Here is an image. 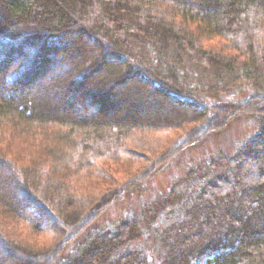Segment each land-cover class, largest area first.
<instances>
[{"label":"trees","instance_id":"obj_1","mask_svg":"<svg viewBox=\"0 0 264 264\" xmlns=\"http://www.w3.org/2000/svg\"><path fill=\"white\" fill-rule=\"evenodd\" d=\"M263 30L264 0H0V264H152L129 248L139 222L92 226L166 160L78 185L133 165L137 139L191 126L173 155L235 117L257 133L197 176L192 206L154 240L160 264H264ZM232 87L251 96L233 102ZM5 131L26 164L6 158ZM15 222L57 242L24 245Z\"/></svg>","mask_w":264,"mask_h":264},{"label":"rangeland","instance_id":"obj_2","mask_svg":"<svg viewBox=\"0 0 264 264\" xmlns=\"http://www.w3.org/2000/svg\"><path fill=\"white\" fill-rule=\"evenodd\" d=\"M216 44H219L218 40L213 39L203 45L214 48L218 46ZM232 90L233 95L228 99L230 98L233 102L246 100L251 96L249 91L241 90L240 87H232ZM218 98V100L224 99L222 96ZM227 103L230 102L225 104ZM190 127L173 129L167 135H159L151 140L147 138L146 141L137 139L131 142L129 149L135 154V162L131 165L132 167L120 163L113 166L107 164L103 166L99 174L86 177V181L90 182H82L78 185V187H85L90 184L92 185L90 187H96L103 181L123 182L129 173L134 174L146 168L150 164L149 162L166 160L162 161L161 167L155 169L152 175L141 184V189L136 187L128 191L127 195L122 196L119 201L114 203L92 226L95 230L105 231L114 229L127 217L139 222V239L137 242L134 241V244H131L129 248L141 249L152 264H160L162 259L159 245L155 244L154 237L169 225L177 222V218H175L177 212L181 218L186 212L185 209L192 206L193 196L200 189L197 176L204 175L203 171L216 159L236 153L237 149L258 131V125L253 118L235 117L229 121L222 132L210 135L199 143L188 147L180 145L181 149L171 155L176 139L185 136ZM0 130L2 129L0 128ZM3 141L6 143V158L26 164L24 162L30 155L26 149L27 144L10 138L8 133ZM176 146H179V143ZM10 229L15 232L13 238L37 250L47 249L57 242V236L53 237L49 233L33 234L26 225L19 222L11 224ZM157 231L159 232L156 233Z\"/></svg>","mask_w":264,"mask_h":264}]
</instances>
